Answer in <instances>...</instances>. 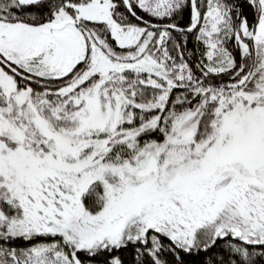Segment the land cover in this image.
I'll use <instances>...</instances> for the list:
<instances>
[{"label": "snow or ice", "instance_id": "6c2138e0", "mask_svg": "<svg viewBox=\"0 0 264 264\" xmlns=\"http://www.w3.org/2000/svg\"><path fill=\"white\" fill-rule=\"evenodd\" d=\"M0 264H264V0H0Z\"/></svg>", "mask_w": 264, "mask_h": 264}]
</instances>
